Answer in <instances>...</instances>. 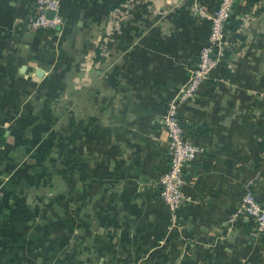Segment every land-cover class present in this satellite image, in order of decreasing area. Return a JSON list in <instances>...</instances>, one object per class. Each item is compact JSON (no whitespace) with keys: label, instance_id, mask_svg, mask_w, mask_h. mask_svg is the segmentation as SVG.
<instances>
[{"label":"crops","instance_id":"1","mask_svg":"<svg viewBox=\"0 0 264 264\" xmlns=\"http://www.w3.org/2000/svg\"><path fill=\"white\" fill-rule=\"evenodd\" d=\"M118 1L59 0L62 24L42 35L27 28L33 0H0L2 151L13 159L23 147L34 169L70 163L73 174L70 203L58 191L44 220L0 212V264H264V232L253 236L238 213L245 188L264 203V0L234 1L235 37L227 30L225 56L179 107L199 151L174 220L158 191L161 115L207 44L195 8L219 0ZM50 132L40 166L32 143Z\"/></svg>","mask_w":264,"mask_h":264},{"label":"built area","instance_id":"2","mask_svg":"<svg viewBox=\"0 0 264 264\" xmlns=\"http://www.w3.org/2000/svg\"><path fill=\"white\" fill-rule=\"evenodd\" d=\"M235 0H220L216 9L209 15L199 11L198 13L210 20V30L207 46L198 51L196 69L188 81L183 84L180 92L170 100L161 115V124L167 136L168 163L165 170L159 176V195L167 206L172 220L175 211L182 198V175L199 148L185 135L182 123L177 116L178 106L187 98H190L196 90L199 82L209 77V72L214 64L221 58L226 46L225 25ZM33 13L27 22V28L37 30H56L62 24L59 14V0H33ZM46 10H52V17L45 14ZM196 13V14H198ZM238 213L246 220L253 223V236L264 232V203H260L254 192L245 188L241 197V205Z\"/></svg>","mask_w":264,"mask_h":264},{"label":"rangeland","instance_id":"3","mask_svg":"<svg viewBox=\"0 0 264 264\" xmlns=\"http://www.w3.org/2000/svg\"><path fill=\"white\" fill-rule=\"evenodd\" d=\"M218 4H217V6H218ZM215 9L216 8H214V10ZM214 10H212L210 12H204L201 8H198V7L195 8L196 13H198L199 11H202L203 13H207L209 15ZM197 15L204 18L209 23L208 35H207V43H208V36H209V30H210V20L208 18H206L205 16L200 15L199 13ZM224 32H225V40H226V32H227L226 28L224 29ZM203 46H207V44H203L198 48V50L196 52L194 67L192 68L187 80L183 84H185L188 81V79L192 75L193 71L196 69L197 60H198L197 54H198V51L200 50V48ZM217 62L214 64V66L211 68V70L217 65ZM211 70H210L209 74L211 73ZM206 80H207V78L201 80L199 82L198 86ZM183 84L181 85L180 90H181ZM198 86H197V88H198ZM180 90H179V92H180ZM195 92H196V90L194 91V93ZM177 94H175L172 98H170L166 102V105ZM2 95L3 94H0V96H2ZM4 95H6V94H4ZM186 100H184L178 106L177 116H178L179 107ZM178 119H179V116H178ZM18 140H20L19 144H23V142H25V138L23 139L22 136H21V138L20 137L17 138V141ZM27 151H28V149H26V148L18 147L13 151V152H15V158H13V159H7V157L6 158H4V157L0 158L1 162L4 160L7 161V164L2 163L3 168L0 169V171H1L0 172V197H3V199H6V198H8L9 195H11L12 203H11V207L9 210H10V212H12L11 216H14L16 220H21L22 222H24L23 219H26V220L31 219L30 221L34 222V220L36 218H37L36 220H38L37 216H39V218L42 217V219L44 220V218L42 216L44 213H47L48 215H52L54 210L52 209L51 205L54 203V199H55L56 193H58V191H62L63 192L62 195L65 198V201L67 202V204L70 203L71 193H72V189L70 187H71V182L73 180V174L71 173L70 163H67L64 171L62 173H58V174H55L54 170L52 172L53 166H51L50 167L51 169H49V170L42 169V171H40L41 168H40V170L34 169L33 167H31V165L28 164L29 162L27 159V156H28ZM42 158L43 159L40 161V166H43V162L48 157L43 156ZM36 159H38V158L34 159V163L39 164L38 160H36ZM47 160L49 162H51L50 158H48ZM53 161H54V158H53ZM59 180H62L64 182L65 187L61 188L60 190H57V189H55L54 183L59 182ZM13 181H17L19 183V185H15V187H17V188H15V189H5L4 188L5 184H3V183H9V182H13ZM39 183L40 184L46 183L48 188H46L45 185H44L45 186L44 188H42V189L39 188V185H38ZM66 186H68V187H66ZM11 192H12V194H11ZM65 207H67V206H65ZM69 212H70V208L67 207L65 209L64 214L69 213ZM66 219H68L69 221H64ZM61 221L62 222L64 221V223H62ZM61 221L57 222L58 225H60V223H62V224H64L65 229L71 228V214L69 215L68 218L63 216ZM49 225H51V227H54L55 222H49ZM67 239L69 241L70 238H68L67 236H64L62 239L63 243H66Z\"/></svg>","mask_w":264,"mask_h":264},{"label":"trees","instance_id":"4","mask_svg":"<svg viewBox=\"0 0 264 264\" xmlns=\"http://www.w3.org/2000/svg\"><path fill=\"white\" fill-rule=\"evenodd\" d=\"M220 1V0H219ZM250 1V0H249ZM119 2H121V0H119L118 2H116L115 4H118ZM114 4V5H115ZM235 4V2H233L232 3V6H231V8L233 7V5ZM244 11V10H243ZM60 14V13H59ZM239 23H240V20L238 19V18H235V17H233L231 14H229L228 15V18H227V21H226V25H225V28L227 29V30H229V31H231V36H233V37H235V33H234V31H235V29L238 27V25H239ZM37 32H39V33H41L42 35L43 34H48V33H50V34H52V33H54V30H45V29H42V28H39V29H37L36 30ZM225 54H226V50H225V48L223 49V52H222V56L224 57L225 56ZM222 63V62H221ZM222 65H224V62H223V64ZM224 69V68H223ZM20 125H23V123L21 122L20 123ZM54 135V132H50V133H48V135H47V137L48 138H50L49 140L47 139H44L43 141H39V142H37V141H35V142H33L32 143V146H36V148L34 149V151H35V156H36V158H38V159H36V160H38V162H39V164H40V161L43 159L42 157L43 156H45L47 153H49V152H47L48 150H49V146L50 145H52V144H54V137L52 138V136ZM4 141V138H3V133L0 131V158H6L7 157V152L5 153L4 151H2V144L4 143L3 142ZM185 171V170H184ZM159 190V189H158ZM10 207H11V205H6V204H1L0 205V212H3V211H5L7 214H11L12 212H10ZM177 211H178V207H177V209H176V211H175V214H177ZM245 225H247L248 226V228H249V232H250V230L252 231L253 230V223L251 222V221H249V220H247L246 221V223H245Z\"/></svg>","mask_w":264,"mask_h":264},{"label":"water","instance_id":"5","mask_svg":"<svg viewBox=\"0 0 264 264\" xmlns=\"http://www.w3.org/2000/svg\"><path fill=\"white\" fill-rule=\"evenodd\" d=\"M45 14H46V16H48V17H52V15H53V11H52V10H46V11H45ZM183 201H184V199L181 198L180 202H183Z\"/></svg>","mask_w":264,"mask_h":264}]
</instances>
